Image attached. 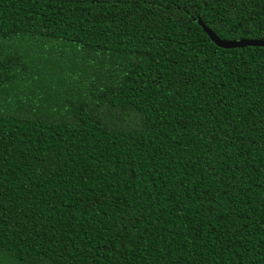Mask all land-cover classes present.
<instances>
[{"label":"trees","instance_id":"obj_1","mask_svg":"<svg viewBox=\"0 0 264 264\" xmlns=\"http://www.w3.org/2000/svg\"><path fill=\"white\" fill-rule=\"evenodd\" d=\"M264 0H0V264H264Z\"/></svg>","mask_w":264,"mask_h":264},{"label":"water","instance_id":"obj_2","mask_svg":"<svg viewBox=\"0 0 264 264\" xmlns=\"http://www.w3.org/2000/svg\"><path fill=\"white\" fill-rule=\"evenodd\" d=\"M211 34H213V33H211ZM222 41H225V40H222ZM218 46L221 48H237V47H245V46H264V41L263 40L225 41L222 44H218Z\"/></svg>","mask_w":264,"mask_h":264},{"label":"rangeland","instance_id":"obj_3","mask_svg":"<svg viewBox=\"0 0 264 264\" xmlns=\"http://www.w3.org/2000/svg\"><path fill=\"white\" fill-rule=\"evenodd\" d=\"M206 32H207V34H208L210 40H211L212 42H214L217 46H218V44H222L223 42H225V41H222V40L218 39L217 37H215V36H214L213 34H211L209 31H206ZM240 41H243V40H240ZM217 42H218V43H217Z\"/></svg>","mask_w":264,"mask_h":264}]
</instances>
